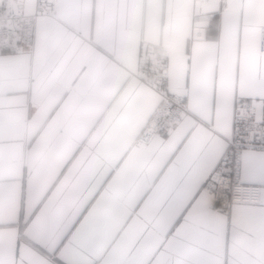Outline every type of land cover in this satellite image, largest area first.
<instances>
[{
  "label": "snow or ice",
  "instance_id": "obj_1",
  "mask_svg": "<svg viewBox=\"0 0 264 264\" xmlns=\"http://www.w3.org/2000/svg\"><path fill=\"white\" fill-rule=\"evenodd\" d=\"M0 264H264V0H0Z\"/></svg>",
  "mask_w": 264,
  "mask_h": 264
}]
</instances>
